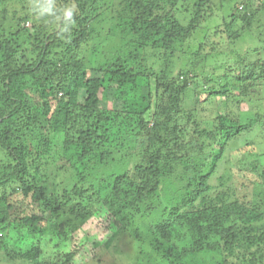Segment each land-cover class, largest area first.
<instances>
[{
	"label": "trees",
	"instance_id": "1",
	"mask_svg": "<svg viewBox=\"0 0 264 264\" xmlns=\"http://www.w3.org/2000/svg\"><path fill=\"white\" fill-rule=\"evenodd\" d=\"M21 1L27 0L0 4ZM36 1L37 6L46 2ZM187 1L56 0L57 14L67 4L76 5L75 24L68 31L55 29V17L38 10L18 13L12 30L0 31V151L5 156L0 165V251L11 229L47 242L21 257L5 247L8 261L73 264L74 235L104 211L118 230L132 224L139 236L138 222L149 221L150 247L162 264H229L231 259L264 264V151L258 147L263 143H255L264 134V59L259 57H264V41L262 52L259 45L249 48L258 56L253 61L249 53L239 57L232 49L215 55L178 51L197 30L205 8L222 0H196L193 19L182 26L176 17L180 2ZM259 4L264 12V0ZM240 15L225 26L228 38H238ZM29 23L42 31L29 47L39 51L31 62L13 41ZM105 31L107 38L121 35L139 50L152 43L159 52L158 69L151 66L141 73L130 67L135 57L120 53L112 65L87 66L82 56ZM203 60H210L212 71L196 73ZM109 73L116 78L106 84ZM135 85H140L132 91L137 99L129 94ZM219 101L231 104L219 107ZM242 102L249 112H241ZM197 103L214 110L211 128L199 129ZM174 115L194 123L189 124L191 135L184 132L188 125L173 124ZM257 128L254 139L240 143ZM55 141L61 150L59 161L52 163L48 155ZM120 153L126 155L117 162L120 173L93 176ZM231 155L237 156L236 163ZM221 163L233 172V184L229 192L212 194L210 178ZM239 164L247 165L238 169ZM55 171L74 174V183L62 196L49 198L42 187ZM233 193L244 197L233 198ZM157 215L161 220H154ZM47 248L51 257L43 262Z\"/></svg>",
	"mask_w": 264,
	"mask_h": 264
},
{
	"label": "rangeland",
	"instance_id": "2",
	"mask_svg": "<svg viewBox=\"0 0 264 264\" xmlns=\"http://www.w3.org/2000/svg\"><path fill=\"white\" fill-rule=\"evenodd\" d=\"M252 0L247 3L245 0H222V1H214L208 5L203 11L200 25L197 30L192 32L191 36L187 40L185 45L181 46L182 52H189L188 50H192L189 53L195 51L202 52V54H213L221 53L222 51L231 52V49L234 54L239 57H242L244 54L249 53V48L256 47L259 45V52L263 51V47L261 41H264V12L259 9L261 6L259 4V0ZM195 2L196 0H190L187 2H180L179 13L177 15V21L181 23L182 26H188L195 15ZM37 1L36 0H27L21 2H15L7 7V5L0 4V31H10L12 30L13 24L17 23L16 18L19 16L18 13L26 12L27 10L36 11L37 10ZM190 3V4H189ZM191 5V6H190ZM248 7V10H247ZM6 8L7 10L3 9ZM241 15L238 18V23L241 25V29L239 30L238 38L232 39L228 38V34L224 31L225 26L228 24H232L235 22L236 15L238 13ZM26 14V13H25ZM247 14V17H245ZM17 15V16H16ZM55 29L62 30L63 26L61 23L54 22ZM28 28L27 31H20L15 33L13 38L14 47L22 50L23 57H27V62H31L39 55V51L33 52L29 47L32 46L34 42V37L36 34H40L42 31H35L32 29V25H26ZM52 28L51 30H53ZM108 29V26H107ZM45 30V29H44ZM107 31L104 33V38L94 44L92 42L90 46H88L85 51V55L82 56L85 60V64L87 66L92 67H100L105 65H112L115 62L116 56L120 53L124 57H135V62L130 63V67L135 70L140 71L141 73L145 72L151 66L154 69H158L159 61V52L157 50H152V43L147 44L145 49L139 50L137 46H134L129 39H123L121 35L114 36L113 38H107ZM1 37V34H0ZM43 37V36H42ZM92 45L94 47H92ZM92 47V49H91ZM235 51V52H234ZM258 52V53H259ZM94 53L95 60H92V54ZM255 54V53H254ZM254 54H250L248 56L249 60H255L258 56ZM195 55V54H194ZM183 59H188L189 55L182 56ZM263 58V56H259ZM50 58H54L51 56ZM248 60V61H249ZM25 60L19 59L20 63H23ZM197 63V67L195 68L196 73H203L212 71V67L210 64V60H203ZM185 63V62H182ZM212 63V62H211ZM196 65V64H195ZM40 74V73H39ZM42 75V74H40ZM45 76V75H43ZM113 73H109L105 76V82L114 80ZM119 78V77H118ZM139 81V79H138ZM141 85L144 83V79H141ZM108 87V85L106 86ZM130 96L134 97V99L138 98L137 94H133V92L140 90V85H135L130 87ZM133 91V92H132ZM129 96V95H128ZM258 98L257 95H253V100ZM218 102V106L221 107L227 106L231 102ZM240 102V101H239ZM246 102H242L241 112H246L249 110V107H243ZM256 103V102H255ZM238 106L239 103H234ZM252 106V105H251ZM0 107H2V103L0 102ZM4 108V104H3ZM195 109L198 111V115L196 117V121L201 123L199 125V129L211 128L213 122L211 120V116L214 115V110L209 106V104L197 103L195 105ZM227 109V107H226ZM254 109V108H252ZM249 112V111H248ZM250 112H255L254 110H250ZM181 117L178 115H174L173 124L179 125H188V128L184 130L185 133H190L189 124L194 125L192 122H188V119H180ZM185 121V122H184ZM186 121L188 123H186ZM193 129V127H192ZM259 128L256 130L252 129V132H248L247 136H243L240 139V143L242 144L245 139H254L256 135H258ZM196 137L195 134H193ZM193 139V137H192ZM255 143H263L259 145L260 151H264V134H259L258 138L255 140ZM61 142L55 141L53 142L50 153V160L52 163L58 162L59 157L58 154L61 150L60 147ZM125 154H117L113 156V158L107 161L108 169L101 170L102 173H94V177L101 178L106 176L107 174L120 173L121 167L117 166V162L120 158L125 157ZM231 162H237L238 158L236 155H231ZM242 156V155H239ZM244 159L243 161H246ZM5 162L4 153L0 151V165ZM223 164L219 165L217 172L210 178V184L214 186L213 193L228 191V187L230 184H233L232 177L233 172L225 169ZM247 164H239L237 165L238 169L243 168ZM59 166V165H58ZM57 166V167H58ZM124 168H127L128 165H121ZM57 167L55 169H57ZM50 169H53L51 166ZM67 169V168H66ZM236 169V168H235ZM241 171V170H240ZM65 171L57 172L54 174L49 173L50 183L48 185H43L42 191L45 192L47 197H55L56 195L62 196L64 189L74 183V179L69 173L64 174ZM238 172V171H237ZM238 179V177H237ZM94 180L88 181V184L93 183ZM87 188V184H84ZM237 185H234L236 187ZM231 187V185H230ZM90 190V189H89ZM229 192V191H228ZM241 194L249 193L248 191H240ZM249 195V194H246ZM233 198L242 199L244 196H237L233 193ZM252 197V196H251ZM163 206L160 208V210ZM101 211V210H100ZM159 217V215H157ZM162 217L154 219L155 221L161 220ZM149 221H140L138 222L139 232H133L136 227H131L132 224H125V231L119 229L113 224V219L107 212L101 211V215L91 219L87 225H85L80 231H78L74 237L73 242L70 246V251L76 253V257L73 260V264H162L160 262V256L154 251L155 247H150V243L152 242V236L149 233ZM11 237H6L5 246L1 248L0 251V264H30L29 261H23L18 259V261L10 262L6 259L4 249L5 247L9 248V250L14 252L15 256L21 257L24 253L28 252L33 246L36 247L39 245H47V242H43L39 237L32 238L31 236L25 234L22 230L14 231L11 229ZM151 241V242H150ZM157 244V243H156ZM51 249L47 248V253H45L42 257V261L45 262L51 257L50 253ZM214 254L213 256H217ZM242 264L241 261L230 260L229 264ZM244 263V262H243Z\"/></svg>",
	"mask_w": 264,
	"mask_h": 264
},
{
	"label": "clouds",
	"instance_id": "3",
	"mask_svg": "<svg viewBox=\"0 0 264 264\" xmlns=\"http://www.w3.org/2000/svg\"><path fill=\"white\" fill-rule=\"evenodd\" d=\"M56 7V0H46L45 3L39 4L37 10L40 15L47 13L50 16L55 17L57 23H63L64 27L62 31H68L75 24L74 16L76 14V5L75 3H70L63 6L59 10V14L54 11Z\"/></svg>",
	"mask_w": 264,
	"mask_h": 264
},
{
	"label": "bare ground",
	"instance_id": "4",
	"mask_svg": "<svg viewBox=\"0 0 264 264\" xmlns=\"http://www.w3.org/2000/svg\"><path fill=\"white\" fill-rule=\"evenodd\" d=\"M190 1V0H189ZM190 4V3H189ZM174 6V5H173ZM191 6V5H190ZM169 7V6H168ZM172 7V6H171ZM171 9V8H170Z\"/></svg>",
	"mask_w": 264,
	"mask_h": 264
}]
</instances>
